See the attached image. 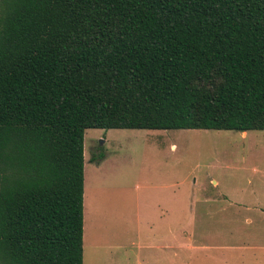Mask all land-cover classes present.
<instances>
[{
    "label": "trees",
    "instance_id": "obj_1",
    "mask_svg": "<svg viewBox=\"0 0 264 264\" xmlns=\"http://www.w3.org/2000/svg\"><path fill=\"white\" fill-rule=\"evenodd\" d=\"M89 129L264 131V0H0V264H83Z\"/></svg>",
    "mask_w": 264,
    "mask_h": 264
},
{
    "label": "rangeland",
    "instance_id": "obj_2",
    "mask_svg": "<svg viewBox=\"0 0 264 264\" xmlns=\"http://www.w3.org/2000/svg\"><path fill=\"white\" fill-rule=\"evenodd\" d=\"M84 157L83 264H264V131L89 129Z\"/></svg>",
    "mask_w": 264,
    "mask_h": 264
},
{
    "label": "crops",
    "instance_id": "obj_3",
    "mask_svg": "<svg viewBox=\"0 0 264 264\" xmlns=\"http://www.w3.org/2000/svg\"><path fill=\"white\" fill-rule=\"evenodd\" d=\"M84 159H85V157H84ZM84 170H85V179H84V216L86 215V213H87V210H86V208H87V201H85V199H86V193H85V189H86V172H87V168H85V165H84ZM164 189H166V187H164ZM141 205L142 204H139L138 203V208H140L141 207ZM138 213V216L139 217H141V213H140V211H138L137 212ZM85 218V217H84ZM145 247H143L142 246V249L141 250H143ZM153 247L151 246V245H149V246H147V250H149V249H152ZM147 255H149V254H147Z\"/></svg>",
    "mask_w": 264,
    "mask_h": 264
}]
</instances>
